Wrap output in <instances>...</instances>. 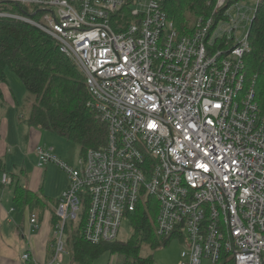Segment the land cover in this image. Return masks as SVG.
<instances>
[{
  "label": "built area",
  "instance_id": "obj_1",
  "mask_svg": "<svg viewBox=\"0 0 264 264\" xmlns=\"http://www.w3.org/2000/svg\"><path fill=\"white\" fill-rule=\"evenodd\" d=\"M0 2L38 8L39 21L0 17L56 40L107 125L106 145L76 166L53 148L37 149L39 167L54 163L69 179L57 200L50 264H64L69 221L83 224L91 244L117 241L124 219L148 198L157 202L158 236L184 245L180 264H264V115L254 86L245 89L248 33L236 41L256 9L249 16L251 8L237 3L229 21L213 29L200 18L194 33L182 35L161 0ZM225 3L217 0V8ZM224 36L231 49L221 45ZM13 183L0 171V184ZM30 223L39 227L36 213Z\"/></svg>",
  "mask_w": 264,
  "mask_h": 264
},
{
  "label": "trees",
  "instance_id": "obj_2",
  "mask_svg": "<svg viewBox=\"0 0 264 264\" xmlns=\"http://www.w3.org/2000/svg\"><path fill=\"white\" fill-rule=\"evenodd\" d=\"M245 0H226L217 8V0H161L162 8L182 35L196 31L200 18L212 20L214 29L220 21H229L227 11ZM0 12L40 18L38 8L9 2H0ZM38 12V13H37ZM249 51L243 56L245 89L254 86L261 114L264 115V0H259L248 32ZM221 45L232 48L233 40L224 36ZM7 71L15 74L25 89L34 95L28 123L31 127L48 131L67 142L78 146L83 157L89 150H97L107 143V125L92 106L93 98L86 86V79L77 64L60 51L56 40L40 28L27 22L0 17V98L1 85L6 83ZM0 171H5L0 165ZM14 181V202L19 209L27 208L32 214L53 206L58 199H44L39 194L23 187L17 176ZM157 202L148 198L140 202L136 211L129 214L132 236L124 242L113 241L97 245L81 236L83 224L72 227L67 243L70 258L76 264H94L105 253L121 257L120 264H155L154 256H142L144 246L152 251L167 247L176 238L157 234ZM52 223L59 218L52 211ZM67 228L65 230L67 231Z\"/></svg>",
  "mask_w": 264,
  "mask_h": 264
},
{
  "label": "rangeland",
  "instance_id": "obj_3",
  "mask_svg": "<svg viewBox=\"0 0 264 264\" xmlns=\"http://www.w3.org/2000/svg\"><path fill=\"white\" fill-rule=\"evenodd\" d=\"M256 3L257 0H245L241 4L251 8L248 14L253 16V9L257 7ZM36 20L39 21L40 18ZM222 25L226 26V23H222ZM249 26V21L240 22L236 32V41H242L246 37ZM3 90L4 96L0 98V121L5 126L7 123L8 131L6 139L0 138V143L3 142L5 151V156L0 153V158L5 162L6 171L8 173L14 172L23 187L38 193L42 198L47 199V197H50L55 199L60 196V190L69 182L67 174L54 163L39 167L37 149L40 147L53 148L55 154L62 162L70 166H76L78 159L82 157L79 148L76 144L67 142L48 131L29 125V115L35 102V97L26 91L22 81L10 71H7V80ZM50 208L53 210L51 206ZM23 214V210H17L14 216L18 219V222L22 217L19 223L20 226L18 224L19 227H17L14 223L11 225L17 236L14 241H17L22 246L29 240V234H32L28 233L26 240L23 238ZM27 223L29 224L28 220ZM67 227L66 238L71 236L72 227L74 230V227H77V222L69 221ZM4 231L8 233L6 226H4ZM31 231L33 234L37 233L35 230L31 229ZM132 234L133 228L130 220L126 218L122 222L117 240L120 242L127 241ZM183 249L184 245L175 239L167 247H162L155 251H152L149 246H144L141 255L145 257L153 255L155 264H180V254ZM68 257L65 254L62 257V262L67 264ZM120 262V256L105 253L94 264H120ZM202 264L211 263L204 260Z\"/></svg>",
  "mask_w": 264,
  "mask_h": 264
},
{
  "label": "crops",
  "instance_id": "obj_4",
  "mask_svg": "<svg viewBox=\"0 0 264 264\" xmlns=\"http://www.w3.org/2000/svg\"><path fill=\"white\" fill-rule=\"evenodd\" d=\"M5 84L6 83L1 85L2 92L4 91L3 87ZM3 96H4V93H3ZM7 131H8L7 123L5 126L4 123L0 121V138L6 139ZM0 153H3L1 155L5 156L3 142L0 143ZM0 165L2 169H5V171L7 170L5 162L1 158H0ZM10 173H14V172H10ZM68 184H66L65 187L60 190L61 194L64 192V190L67 189ZM0 187H1V190H0V264H50L54 256V240H55L54 231L56 228V226H54L52 223L51 217H52V211L56 210V208L51 206L53 210L49 207L45 209L44 211H40V210L34 211V213L37 214L38 219H39V227L36 228L30 223L31 214L29 213L28 209L27 208H24V209L17 208L14 202V199H13L14 198L13 185L10 187H7V186H3L2 184H0ZM61 194L59 195L61 196ZM60 196H58L55 199H58ZM47 199L53 200V198H50V197H47ZM17 210L24 211V214L22 215L23 216L22 226L24 227L23 238L26 240L28 237L27 236L28 233H32V234H29L30 235L29 240L25 242L24 246L19 244L17 241H14V238H16L17 236L11 227L12 223H14L17 227L20 226L19 223L22 217L19 219V222H18L17 221L18 219L15 218L14 216ZM27 220L29 224L27 223ZM4 226H6L8 233L4 231ZM31 229L35 230L37 233L33 234ZM66 254L69 256L67 258V264H76L70 258L69 245L67 246ZM25 255H28V257L25 258Z\"/></svg>",
  "mask_w": 264,
  "mask_h": 264
}]
</instances>
